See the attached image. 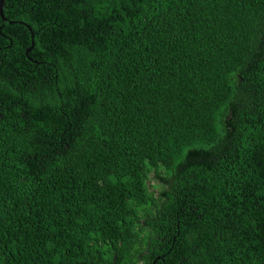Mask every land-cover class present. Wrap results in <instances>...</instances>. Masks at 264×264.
<instances>
[{
	"label": "trees",
	"instance_id": "trees-1",
	"mask_svg": "<svg viewBox=\"0 0 264 264\" xmlns=\"http://www.w3.org/2000/svg\"><path fill=\"white\" fill-rule=\"evenodd\" d=\"M0 264H264V0H5Z\"/></svg>",
	"mask_w": 264,
	"mask_h": 264
},
{
	"label": "water",
	"instance_id": "water-1",
	"mask_svg": "<svg viewBox=\"0 0 264 264\" xmlns=\"http://www.w3.org/2000/svg\"><path fill=\"white\" fill-rule=\"evenodd\" d=\"M4 1L5 0H0V17L2 20H5L2 14V9H3V5H4Z\"/></svg>",
	"mask_w": 264,
	"mask_h": 264
}]
</instances>
